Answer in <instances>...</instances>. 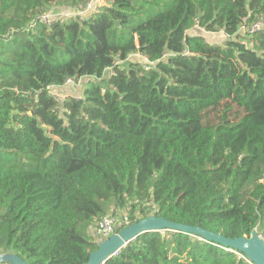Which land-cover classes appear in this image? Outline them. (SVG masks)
<instances>
[{
	"label": "trees",
	"instance_id": "16d2710c",
	"mask_svg": "<svg viewBox=\"0 0 264 264\" xmlns=\"http://www.w3.org/2000/svg\"><path fill=\"white\" fill-rule=\"evenodd\" d=\"M89 2L0 0V253L85 264L107 214L264 240V0ZM104 264L255 263L162 228Z\"/></svg>",
	"mask_w": 264,
	"mask_h": 264
},
{
	"label": "water",
	"instance_id": "95a60500",
	"mask_svg": "<svg viewBox=\"0 0 264 264\" xmlns=\"http://www.w3.org/2000/svg\"><path fill=\"white\" fill-rule=\"evenodd\" d=\"M162 228L178 229L197 234L207 240L217 241L232 250L234 249L242 252L255 264H264V240L255 229L252 230L248 237L240 236L230 239L202 230L198 227L170 223L153 215L140 219L123 227L119 232L112 233L108 237L102 238L98 242L97 248L89 253L85 264H104L105 261L113 255L114 251L133 240L139 233ZM2 263L28 264L20 256L13 253H0V264Z\"/></svg>",
	"mask_w": 264,
	"mask_h": 264
},
{
	"label": "built area",
	"instance_id": "2783aa9c",
	"mask_svg": "<svg viewBox=\"0 0 264 264\" xmlns=\"http://www.w3.org/2000/svg\"><path fill=\"white\" fill-rule=\"evenodd\" d=\"M99 1L101 0H90V2L87 5H84L83 8L86 11L90 6L99 3ZM84 11V12H85ZM62 16L65 15H70V14H78V9L73 10L72 12H69L66 8L61 10V12L59 13ZM79 14H81V12H79ZM58 15V13H54L52 11H48L44 14H42L39 17V20L41 23H45V24H51L54 22V20L56 19V16ZM264 23V19L262 20H258L256 22H253L251 25H249L248 27H245L243 25L240 26V29L242 30H247L248 32H252L254 30H257L260 25ZM35 27V22L34 20L29 22L27 25L28 29H33ZM198 29H200L201 31H204L203 28L197 26ZM74 83V80L72 78H67L64 85L66 84H72ZM53 87V86H52ZM51 88V87H50ZM119 224H121V226H127L129 225V219H128V215L125 214L121 219L116 218L115 216H111V215H105L103 216L100 221L98 222V225L96 227V231L100 232V234L104 235V238L108 237L110 234L115 233V228L119 226ZM119 249H117L116 251L113 252V255L117 254V251ZM2 264H7V263H2Z\"/></svg>",
	"mask_w": 264,
	"mask_h": 264
},
{
	"label": "rangeland",
	"instance_id": "374dc122",
	"mask_svg": "<svg viewBox=\"0 0 264 264\" xmlns=\"http://www.w3.org/2000/svg\"><path fill=\"white\" fill-rule=\"evenodd\" d=\"M52 12H53V10H52ZM263 19H264V16H263ZM85 83H86L85 79H80L78 82H74L72 84H68L69 86H67V87L59 89L58 87L53 86V87H51L50 90H51V92H53L54 95H56L58 98L61 99V98L65 97L69 93H72V94H75V95H80L81 92H82V89H83V84H85ZM221 107H222V104H219L217 107L211 108L208 111V113L206 115L209 117L210 120H215L216 119L217 112H218V110L221 109ZM231 113H232V115L230 117L234 118L236 116V114L241 115L243 113V109L236 105L232 109ZM107 215H110V214H107ZM102 237L103 236H98V237H96V239H99V238L101 239Z\"/></svg>",
	"mask_w": 264,
	"mask_h": 264
},
{
	"label": "crops",
	"instance_id": "0c3cea01",
	"mask_svg": "<svg viewBox=\"0 0 264 264\" xmlns=\"http://www.w3.org/2000/svg\"><path fill=\"white\" fill-rule=\"evenodd\" d=\"M100 3H102V0H101V1H99V4H100Z\"/></svg>",
	"mask_w": 264,
	"mask_h": 264
},
{
	"label": "flooded vegetation",
	"instance_id": "af4514ba",
	"mask_svg": "<svg viewBox=\"0 0 264 264\" xmlns=\"http://www.w3.org/2000/svg\"><path fill=\"white\" fill-rule=\"evenodd\" d=\"M261 237V236H260Z\"/></svg>",
	"mask_w": 264,
	"mask_h": 264
}]
</instances>
